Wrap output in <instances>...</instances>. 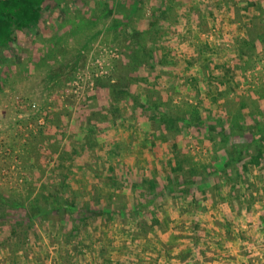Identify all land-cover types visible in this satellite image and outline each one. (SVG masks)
Returning <instances> with one entry per match:
<instances>
[{"label": "rangeland", "instance_id": "1", "mask_svg": "<svg viewBox=\"0 0 264 264\" xmlns=\"http://www.w3.org/2000/svg\"><path fill=\"white\" fill-rule=\"evenodd\" d=\"M14 38L0 51V264H46L50 249L63 264H115L121 229L139 245L129 264H166L168 250L264 264V0H54ZM208 168L198 206L177 176ZM148 181L167 187L147 205L154 228L106 212L145 205ZM49 195L75 209L71 237L63 218H28Z\"/></svg>", "mask_w": 264, "mask_h": 264}, {"label": "trees", "instance_id": "2", "mask_svg": "<svg viewBox=\"0 0 264 264\" xmlns=\"http://www.w3.org/2000/svg\"><path fill=\"white\" fill-rule=\"evenodd\" d=\"M54 1V0H1L0 1V51L3 49H7L9 45L14 43V34L15 33H25L27 31H33L34 29L38 28L40 24L42 23L43 19V10L45 4ZM2 58H0V66L2 63ZM262 137H264V130H262ZM261 137V138H262ZM257 143V142H256ZM252 149H256L257 156L250 159V164H256L258 165L261 160H263L262 157V151L261 149H257V146L250 145ZM248 148V149H250ZM246 149V150H248ZM233 171L234 169H227ZM184 170H182L183 172ZM184 173V172H183ZM212 170L211 169H205L199 174H196L194 172H191L189 174H179L177 176L178 183L184 186H187L182 191L183 193H187L188 195L192 196V199L196 205L199 206V201L204 200L207 197L204 196V194H207V186H209V182L213 181L212 178ZM209 179V181H208ZM205 180L207 183H204ZM147 182L146 179L143 180V184ZM150 182L148 185H143L141 189L143 190H149L155 192L157 186H155L154 181H148ZM173 182V181H172ZM196 185V186H195ZM167 192V187L163 186V188L158 192L154 193L153 195H148L149 200H147L145 205L143 206H134L131 207L125 206V208L116 210L117 207L114 205L112 208L107 209V213H109L112 216H118L120 218H123L124 215H128L133 218V220H136L139 227L142 229V227L148 226L151 229L156 226L155 224H158L159 221L156 219H153L152 225H148L147 218H151V213L149 212L151 208H149L147 205L154 204L155 200L160 201L164 198V193ZM145 195V194H144ZM163 196V197H162ZM43 197V201L39 203L30 204V217L28 218H35V219H50L54 218L56 216L63 218L61 221V224L63 226H67L69 228V233L74 234L77 233L78 227L76 220L72 221L69 219L71 217L73 207L69 206L67 203L63 205L61 202L53 201L49 202V196ZM4 203V204H3ZM6 203V198L2 197L0 200V226H2L3 222L2 219L7 216L5 215V208L1 207L4 206ZM15 207L19 208L20 205H15ZM82 220V219H81ZM80 220V221H81ZM125 220V219H123ZM161 225V223H160ZM22 224L14 225L12 227V234L15 236V243L17 244L18 248L22 247L26 241L24 234L28 233L27 228L21 227ZM14 227V229H13ZM143 230V229H142ZM23 238V239H22Z\"/></svg>", "mask_w": 264, "mask_h": 264}, {"label": "crops", "instance_id": "3", "mask_svg": "<svg viewBox=\"0 0 264 264\" xmlns=\"http://www.w3.org/2000/svg\"><path fill=\"white\" fill-rule=\"evenodd\" d=\"M115 226V225H114ZM116 227H118V228H120L118 225L116 226ZM108 228H110V227H108ZM121 229V228H120ZM103 230V229H102ZM115 230V229H114ZM119 230V229H118ZM106 232V234L108 233L107 231H105ZM122 229H121V231H120V233L119 234H117V237H114L115 239V241L113 242L114 243V246H112V248L108 251V256L110 257V259L111 260H113L114 261V263L115 264H129V256L127 255V253L129 252V249L132 251L133 249H138L139 248V245L138 246H132V249L131 248H129L128 247V244H124L123 243V240H124V238H123V236L121 237V235H124V234H122ZM109 233H111V232H109ZM212 234V233H211ZM105 234L103 233V235H101V237L98 239L97 238V234H93L92 236H93V238L95 237V238H97V240L98 241H94V243L95 244H97V243H99V241H101L102 242V240L104 239V238H110V236L107 234L106 236H104ZM127 235V234H126ZM212 236V235H211ZM94 238V239H95ZM218 239L219 240H223V239H225L226 240V236H225V233H218ZM42 241L43 240H45V237L43 236V238L41 239ZM212 242H213V239L211 238V241L210 242H207L208 243V245H210V249H212V247H213V244H212ZM94 243H92V242H90V251L91 252H94V257H97V255H98V257H99V254L96 252V245L94 244ZM216 243V242H215ZM217 244V243H216ZM223 244V243H222ZM227 246H229L230 247V244H226ZM223 247L222 248H224V246H225V244H223L222 245ZM49 248V247H48ZM107 250L109 249V248H106ZM140 250H141V248H140ZM143 250V249H142ZM177 251L178 250H173V251H169L168 250V256H170V258L168 259V258H166V259H168V260H166V264H207V263H205V262H203L202 261V257H200L199 256V252H195V254H191L190 255V258L185 262V263H182L181 261H178V258H174L175 256H177L178 254H177ZM46 253V255L47 254H49L50 253V256H48L49 257V260H47V263L46 264H52V262H53V259H57V260H55L53 263L54 264H63V262H62V260H60L59 258H57V256L52 252V250L50 249V252L49 251H45ZM133 252V251H132ZM136 252V251H135ZM178 253H179V251H178ZM177 254V255H176ZM157 257L159 256L158 254L156 255ZM131 257V256H130ZM145 257H147V255L145 256ZM48 259V258H47ZM147 259V258H146ZM160 259V258H159ZM176 259V260H175ZM18 261H20V263L19 264H34V262H32V261H23L22 259H17ZM168 261V262H167ZM228 262H230V261H228ZM8 263V262H7ZM6 263V264H7ZM160 263H162V262H160ZM66 264V263H65ZM77 264H79V263H77ZM130 264H134V262H132L131 261V263ZM149 264V263H148ZM217 264H221V263H217Z\"/></svg>", "mask_w": 264, "mask_h": 264}]
</instances>
